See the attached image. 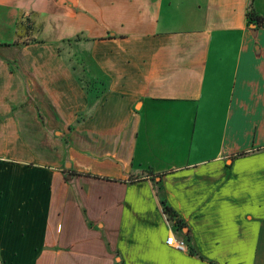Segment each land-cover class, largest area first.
<instances>
[{
    "label": "crops",
    "instance_id": "1",
    "mask_svg": "<svg viewBox=\"0 0 264 264\" xmlns=\"http://www.w3.org/2000/svg\"><path fill=\"white\" fill-rule=\"evenodd\" d=\"M250 9L264 17V0H0V264H264V28ZM21 14L94 23L97 98L76 67L13 44Z\"/></svg>",
    "mask_w": 264,
    "mask_h": 264
},
{
    "label": "rangeland",
    "instance_id": "2",
    "mask_svg": "<svg viewBox=\"0 0 264 264\" xmlns=\"http://www.w3.org/2000/svg\"><path fill=\"white\" fill-rule=\"evenodd\" d=\"M30 23H33L34 25H38L43 23V29L42 31L37 35V38L44 41L42 44L38 45L41 46V49H37L38 54H33V53H26L25 56L29 58L30 60H33L35 56H41L42 60L46 61H53V59L57 60L58 63L64 65V67L69 68L74 66L76 67L75 71V77H78L77 80L80 82V86L83 88L85 91H93L94 87H89L88 85H85L86 82H88V78H91L88 74L90 72L89 70L92 69V63L91 60L89 59L87 54L84 52H88L89 47L92 45V41H89L90 38L87 37V35L94 34L92 30L97 29V27L93 26L94 23L89 22V23H84V22H74L72 25V35H70L69 29L66 28V23H60V28L55 27L52 23L47 21L46 18L42 16H37L31 15V20ZM90 27H89V26ZM84 29V30H83ZM83 31H86L84 33H81ZM87 31L89 33H87ZM68 34V35H67ZM61 36V37H60ZM79 36L80 40H76V37ZM88 39V40H86ZM97 40V39H96ZM25 46V45H24ZM57 50V53H56ZM21 58H23L24 55H20ZM89 63V64H88ZM67 65V66H66ZM86 66V68H85ZM85 68V69H84ZM98 75V73H95ZM97 77V76H96ZM94 76V78H96ZM60 79V78H59ZM63 82V81H62ZM61 84V83H59ZM100 91L102 90V87H100ZM60 121V119H59ZM62 121V120H61ZM64 125V124H62ZM62 125L58 124L57 128H53V131H51V138L53 139V143L58 142V150L57 152H52L53 155H57L59 161L60 157L64 158V144L66 143L67 139V132L62 131L61 129H64ZM57 129V135H55L53 132L54 130ZM63 147V149H62ZM47 157L49 158L50 155L47 153ZM55 159V157H54ZM59 170H62L61 172L66 175L67 173L65 172L66 169L64 167V164L62 163L59 165ZM49 216V217H48ZM66 215H58L55 213H52L51 215H46L42 214V218L44 221V218H50V222L52 224H55L57 221H59V217H63V223H66ZM64 225V224H63ZM178 240V239H177ZM180 240V239H179ZM186 243V242H185Z\"/></svg>",
    "mask_w": 264,
    "mask_h": 264
},
{
    "label": "trees",
    "instance_id": "3",
    "mask_svg": "<svg viewBox=\"0 0 264 264\" xmlns=\"http://www.w3.org/2000/svg\"><path fill=\"white\" fill-rule=\"evenodd\" d=\"M33 16V15H32ZM249 24H252L256 27L264 28V17H260L256 15L251 9L246 14ZM31 15L24 16L21 14L16 22L15 27V40L13 42L14 45H35V44H42L44 41L37 38V35L43 29V23L34 25L30 23ZM76 40H80V37L77 36ZM88 40V39H86ZM101 87V86H100ZM105 89V88H104ZM91 93V99L97 98L102 91L100 89L95 88L93 91H89ZM69 131L72 130V127L68 128ZM162 204L163 213H165L169 220L174 222V225L180 229L184 227V223L178 218V215L164 202ZM189 252L195 256H198L197 253L192 251L191 249ZM201 258V257H200Z\"/></svg>",
    "mask_w": 264,
    "mask_h": 264
},
{
    "label": "built area",
    "instance_id": "4",
    "mask_svg": "<svg viewBox=\"0 0 264 264\" xmlns=\"http://www.w3.org/2000/svg\"><path fill=\"white\" fill-rule=\"evenodd\" d=\"M166 244L173 247L174 249L178 251H187V246L185 241L183 240H177L173 235H170L166 239Z\"/></svg>",
    "mask_w": 264,
    "mask_h": 264
},
{
    "label": "water",
    "instance_id": "5",
    "mask_svg": "<svg viewBox=\"0 0 264 264\" xmlns=\"http://www.w3.org/2000/svg\"><path fill=\"white\" fill-rule=\"evenodd\" d=\"M252 27L254 28V25H252Z\"/></svg>",
    "mask_w": 264,
    "mask_h": 264
}]
</instances>
